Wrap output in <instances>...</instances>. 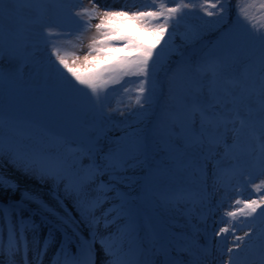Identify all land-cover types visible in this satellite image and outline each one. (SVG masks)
<instances>
[{
  "label": "rangeland",
  "instance_id": "obj_1",
  "mask_svg": "<svg viewBox=\"0 0 264 264\" xmlns=\"http://www.w3.org/2000/svg\"><path fill=\"white\" fill-rule=\"evenodd\" d=\"M260 2L261 0H234V23L237 26L227 31L228 25L221 26L219 15H207V12H212L215 8L208 6L210 3L205 0H4L0 8V72L3 73V79H0V164L9 176L14 173L29 185L36 182L37 185L46 187L48 194L23 200L71 228L72 225L63 223L66 219L65 211L77 220H80V215L73 208L74 198L65 195V186L73 185L76 194L84 202L95 195V184L89 182L88 172L91 168L87 163L88 157L82 153L69 154L71 147L68 143L82 142L90 146L93 155L100 157L97 165L102 169L110 161L105 153L113 159L119 155L129 157L125 168L127 171L123 172L111 166L106 170L107 177L115 174V180L107 181L115 184L112 193L118 197L116 200L124 203H130L125 195L138 191L142 177L159 164L151 159L149 166L139 162L140 157L145 160L153 152L169 169L164 177L155 176L152 183L155 188L194 186L198 192L205 190V193L208 191L212 196L211 202L200 205L194 215L186 213L189 204L172 206L146 203L144 206L155 213L157 222L168 221L183 235H195L205 241L206 237L214 235L217 238L218 251L225 246L233 247L235 252H239L234 247L237 243L244 248L249 241L245 233L250 232V229L245 231L246 227L243 226L248 221L245 217L241 220L240 214H246V210L238 211L236 217H227L226 213L243 208L242 204H235L237 200L264 203V164L260 160L259 144L245 131L241 134L239 143L237 142V147L244 146L245 151L235 147V150L231 148L225 154V145L234 141L231 132L218 146L210 147L208 140L216 137L217 131L212 128L201 130L198 119L193 126L180 113L186 108V97L206 99L209 87L221 98L230 100L231 97H225V92L232 86L223 78L247 77L243 91L240 88L234 89L237 97L236 108L241 118H248L251 113V119L259 127V81L254 71L249 74L247 70L253 62L258 61L261 48L260 41L254 38L256 30L264 31V9L258 7ZM161 3L167 8L176 7L178 3L192 7L183 8L177 17L169 21L167 28L161 30L145 27V21L134 17L137 12L159 11ZM241 8L247 11L248 18L242 15ZM83 9H88L91 15L78 16L77 13H82ZM106 11L126 14L105 19ZM180 16L183 18L175 25V20ZM101 19H104V27L97 29L96 25ZM162 19L153 20L151 23H161ZM85 23L90 26L85 28ZM210 33H217V36L211 38L208 36ZM197 42L199 43L196 44ZM203 42L212 47L208 52L216 55V61L225 63L227 70L216 80L210 74L203 78L197 76L196 83L204 90V96L198 97L180 82L172 80V77L178 81L177 76L183 73L181 66H175L181 59L183 48L186 47L183 53H187L185 63L191 61V57L202 60L201 51L207 46ZM145 46L154 49L153 59L162 48L164 52L161 63L151 78L152 82L145 85L146 91L141 96L137 88L142 77L122 75L120 66L140 56ZM55 48L59 49L60 54L65 56L69 66L75 71L81 74L97 73L102 81H106L101 89L104 97L102 104L95 103L91 91L75 81L71 73L59 64L54 54ZM239 60L247 65L241 68L243 73L232 70L234 62ZM149 63L151 65V61ZM170 71L173 72L172 75H176L168 78ZM133 78L137 80L124 83L125 80ZM122 84L126 86L119 93L116 92L117 95L109 94L112 89ZM137 97H140L143 107L136 103ZM161 104L177 114L176 119H171L173 123L169 127L172 130L166 137L161 132L160 137L168 146L145 135L151 120L159 119L160 111L157 113L156 107ZM229 107L232 105L229 104ZM163 115L166 116L165 113ZM19 119L38 125L23 123V126L17 128L24 131L23 135H19L13 128ZM196 132L203 133V143L192 140ZM54 133L64 134L70 141L56 139ZM200 136L201 134L197 136L198 140ZM73 154L75 167L59 182V187L51 179L41 180L38 174H26L24 170V165L34 168L49 166L58 160L72 158ZM129 161L135 162L134 168L129 166ZM229 164H239L243 168L231 180L236 183L243 182L241 187H230L231 181H225L218 191L212 187L205 188L200 178L202 172H193L195 166H199L202 170H208L210 179L213 180V175ZM100 177L102 176L98 174L97 183ZM9 191L13 192V189L0 188L2 195H7ZM262 205L257 210L261 208L264 211V204ZM100 212L99 210L97 215ZM200 213L203 214L202 217L199 216ZM223 214L227 223L222 219ZM247 216L253 217L252 214ZM263 218L259 214L258 223L261 224ZM80 227L85 226L81 223ZM221 227H228L229 232L218 235ZM252 234L258 237L256 231L250 233ZM235 236L244 237V241H236ZM254 249L255 242L246 255L239 256L253 255ZM218 251L219 257L216 260L209 257L207 262L198 264H216L221 259H228L230 254L221 256ZM186 258L190 260L187 256ZM152 263L159 261L153 259Z\"/></svg>",
  "mask_w": 264,
  "mask_h": 264
},
{
  "label": "snow or ice",
  "instance_id": "obj_2",
  "mask_svg": "<svg viewBox=\"0 0 264 264\" xmlns=\"http://www.w3.org/2000/svg\"><path fill=\"white\" fill-rule=\"evenodd\" d=\"M4 0H0V8H2ZM192 5L189 4H180L178 3L176 7L167 8L163 3L159 5V11H149V12H137L134 13V17L145 21V27H153L156 30L165 29L168 26L169 21L177 17L178 13H181L183 8H190ZM210 7L216 8V4H211ZM259 8L264 9V0L258 5ZM219 11L223 12L221 7ZM240 12L245 18H248V13L244 8L240 9ZM91 15L88 9H83L82 13H77L80 15ZM124 12L113 13L105 12L104 18H111L117 15H125ZM207 15H213V12H207ZM161 23L152 24L153 20H160ZM183 17L180 16L179 19L175 20V25H178L180 19ZM174 25V30H175ZM88 25L85 23L84 27L87 28ZM104 27V19H101V22L96 25L97 29H102ZM253 28L255 26L253 25ZM51 31V30H50ZM254 38L259 40L261 43L260 53L258 61L253 62L249 69L247 70L249 74L253 71L256 75V78L259 81V94L261 99V115L259 119V127L257 128L256 122L251 119V113H249L248 118H241L238 109L236 108L237 97L234 89L240 88L242 91L246 86V79L241 77H232L229 79L228 83L231 84L232 88L226 90L225 97H231L230 100H225L221 98L211 87H209L207 92L206 99H193L186 97L185 103L188 110V118L190 122L195 126L197 119L199 120L200 129L205 128L215 129L218 133L216 137L210 138L208 143L210 147H216L219 145L221 140L227 138V134L231 132L233 134L234 143L239 141V138L243 132L254 139L259 143L260 150V160L264 164V31L256 30L254 33ZM171 39V37H170ZM164 49L162 48L159 53L156 54L155 59H153L154 49L152 47L145 46L143 52L140 56L136 57L131 62H125L121 64L122 75H137L141 76L142 79L139 81V87L137 92L141 96L145 93V85L152 82V77L155 75L156 69L159 67L162 54ZM54 54L59 61V64L67 69L71 76L75 78L80 85L85 86L91 91V94L94 98L95 103L102 104L104 97L101 95V89L106 83L102 81V78L97 73L92 74H81L78 71H75L69 66V63L65 56L60 54L58 48L54 49ZM87 59V57H85ZM151 61V65L150 62ZM205 75H211L213 80H216L222 75V65L219 61H210L205 62L200 69ZM0 79H3V73L0 72ZM197 96H204V90L199 89L197 91ZM243 97L240 98L242 101ZM136 103L143 107L140 97L136 98ZM229 104L232 107H229ZM232 113V115H229ZM231 125V127H230ZM223 129V131H220ZM0 136H2V131H0ZM204 137L201 132L200 143H203ZM225 147L230 151L231 146L225 145ZM137 151H139V146H137ZM75 154L72 158H65L63 160H58L54 164L49 166H40L39 168H34L29 165H24V170L26 174H38L41 180L51 179L57 187H59V182L64 180L71 169L75 167ZM128 165V161L119 160L114 161L110 164L111 167L119 170L120 167H125ZM99 174L98 170L89 169V182L95 184V195L92 196L87 201L82 202L79 195L76 194L75 188L73 185L68 184L64 188L66 196H72L74 198L73 208L80 215V220H77L75 216H72L67 210L65 211L66 219L63 220V223L70 224L75 228H79L80 224L83 223L85 227L89 229V233L98 232L99 227L102 225L105 229H108L111 225L116 224L117 220L121 217H113L112 213L108 209H104L97 215V212L103 208V205L109 203V192H113L114 188L112 187V182L99 181L97 183L96 177ZM0 188H7L14 190V181L11 177H6L2 172H0ZM25 199H33L31 194L25 193ZM235 204H242L243 208L236 211H228L226 213L227 217H236L239 212H244L246 210L247 215L256 213L257 207L259 204L256 200L252 201H235ZM43 206V205H42ZM66 208V206H65ZM53 215L55 213L53 212ZM261 215L264 216V212H261ZM227 223V221H225ZM228 227H221L218 229L217 234L228 233ZM134 233L132 226L124 225L123 229L117 228L115 236L109 233L107 236L100 237L101 248L105 252L106 257L109 259L106 260L105 264H126L125 256L127 255L124 251V237L131 236ZM235 235V232L232 233ZM245 236H249L248 233H245ZM23 228H18L16 223L13 221L10 223L9 227V247L10 250H13V255L20 250L19 245L23 242ZM236 241H244V237L235 236ZM258 243L255 245V252L259 258V264H264V233L257 237ZM96 238L93 236L89 242L84 246V259H80L78 256L71 258H66L65 264H94L92 260L93 246L96 243ZM252 245V238L249 236V241L245 243L244 248H241L240 244H235V249H238L239 252H235L233 247H227L226 253L230 254L226 264H236V259L240 254H247L250 246Z\"/></svg>",
  "mask_w": 264,
  "mask_h": 264
},
{
  "label": "bare ground",
  "instance_id": "obj_3",
  "mask_svg": "<svg viewBox=\"0 0 264 264\" xmlns=\"http://www.w3.org/2000/svg\"><path fill=\"white\" fill-rule=\"evenodd\" d=\"M3 171V166L0 164V172ZM6 177H11L12 180L14 181V189L13 192L8 193L7 195H2L0 193V197H4L2 200L4 201H8L7 202V207L9 209L14 208V206L11 204L12 201L11 200H15L13 199L14 197H18V200L24 201V195L25 193L27 194H31L32 197H35L36 195H48L46 194V187L43 186H39L36 184V182H34V184L29 185L27 183H25L24 179L21 178L18 175H15L13 172L12 176H9L5 171L2 172ZM3 189V188H1ZM8 190L7 188H4V190ZM26 200H30V199H26ZM49 205V204H48ZM101 228L99 227V230ZM71 231H81L80 227L77 229L75 227H71L70 228ZM98 230V237L100 239L101 236H105L102 234V232H100ZM96 234V233H95ZM24 236V240L26 242V246L28 247V250L30 251V257L33 260V264H54L56 262H51V256H53V254L58 253V251L56 249L53 248H49V249H45V246L43 245V241H45L47 238L43 237V241L39 240L37 237V234H35V236L30 235L29 233H25L23 234ZM98 248L100 250H102L101 248V243L98 242ZM18 260H11L8 257H5L4 255L0 254V264H26L23 261H20L19 257H17ZM109 258L104 259V261L102 262L101 260V264H105L106 260Z\"/></svg>",
  "mask_w": 264,
  "mask_h": 264
},
{
  "label": "trees",
  "instance_id": "obj_4",
  "mask_svg": "<svg viewBox=\"0 0 264 264\" xmlns=\"http://www.w3.org/2000/svg\"><path fill=\"white\" fill-rule=\"evenodd\" d=\"M205 1L207 3L208 2L210 3V4H208V6H210L211 4H216L217 5V7H216L217 9L215 8V10H212V12H213V16L219 15V19L222 21L221 22V26L222 27L228 25L229 29L227 31L236 28L237 25L234 23V18H235V15H236V12H235V10L233 8L234 0H205ZM221 7L223 8V12L219 11V9ZM208 36H211V38H213V37L217 36V33H210ZM210 40L211 39L209 38L208 41H210ZM203 43H206V42H203ZM209 43H213V42H209ZM185 48H183L182 51H184ZM211 48L212 47L207 44V46L202 49V51H201V52H203V57L202 58L206 57V59L202 62V65L204 64L205 61H214V60L216 61V55H213L210 52L206 53ZM185 56H187V53L183 54L182 58H185ZM192 58L193 59H191V60H195L197 57L196 58L192 57ZM182 64H185V61H182V62L178 63L176 65V67H180ZM242 64H243L242 60H240L239 62L238 61L234 62L233 69L236 68L238 70V69L244 68L245 66H241Z\"/></svg>",
  "mask_w": 264,
  "mask_h": 264
}]
</instances>
